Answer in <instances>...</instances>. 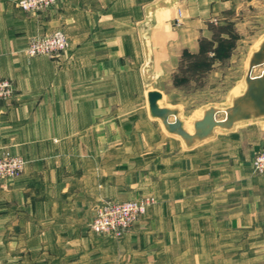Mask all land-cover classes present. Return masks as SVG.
<instances>
[{
	"label": "crops",
	"instance_id": "crops-1",
	"mask_svg": "<svg viewBox=\"0 0 264 264\" xmlns=\"http://www.w3.org/2000/svg\"><path fill=\"white\" fill-rule=\"evenodd\" d=\"M223 28L258 38L246 83L264 0H57L37 13L0 0V79L15 87L0 101V157L25 161L0 178V264H264V175L253 167L264 116L188 144L150 112L148 94L170 108L184 53L211 54ZM58 29L66 52L27 54L33 36ZM191 118L180 117L189 133ZM147 197L124 238L92 230L104 200Z\"/></svg>",
	"mask_w": 264,
	"mask_h": 264
},
{
	"label": "rangeland",
	"instance_id": "rangeland-1",
	"mask_svg": "<svg viewBox=\"0 0 264 264\" xmlns=\"http://www.w3.org/2000/svg\"><path fill=\"white\" fill-rule=\"evenodd\" d=\"M56 2L57 0L51 6L42 10L23 11L36 13L45 11L52 8ZM58 31L66 36L68 46L56 52L54 55H48L56 56L66 52L70 47V38L65 31L58 29L47 35L33 36L31 39L50 36ZM216 32L226 33L228 34V38L219 39V46L221 45L219 50L215 49L211 54L207 52V55L199 56L198 54L184 53L183 60L180 63L179 69L176 71V76L172 78V84L167 88L170 91L172 90V93L164 100V103H167L171 109L178 110L179 118L182 117V119L187 120L192 117L193 127L195 122L199 120L198 118H203L205 111L211 107H215L220 111L218 115L219 119L225 118L226 109L231 107L236 97L243 94L246 90V83L242 82V80H244L246 68H248L247 58L252 46H256L258 38L254 37L253 32L251 34L247 32L245 35H241L237 31L228 28L219 29ZM205 46L207 48L208 45L206 44ZM194 132L195 127L192 133ZM150 198L153 200L152 197ZM134 225L128 229L124 237Z\"/></svg>",
	"mask_w": 264,
	"mask_h": 264
},
{
	"label": "built area",
	"instance_id": "built-area-1",
	"mask_svg": "<svg viewBox=\"0 0 264 264\" xmlns=\"http://www.w3.org/2000/svg\"><path fill=\"white\" fill-rule=\"evenodd\" d=\"M56 0H19L18 6L25 11H38L51 6ZM68 46L66 36L58 31L50 36L33 38L27 47L30 56L54 55ZM15 96V88L11 81L0 79V101L10 102ZM25 161L21 157L9 153L0 157V178L14 179L24 168ZM256 173L264 175V149L253 160ZM153 203L150 197L129 201L104 200L96 208L92 229L99 234L121 239L128 229L147 213Z\"/></svg>",
	"mask_w": 264,
	"mask_h": 264
},
{
	"label": "water",
	"instance_id": "water-1",
	"mask_svg": "<svg viewBox=\"0 0 264 264\" xmlns=\"http://www.w3.org/2000/svg\"><path fill=\"white\" fill-rule=\"evenodd\" d=\"M257 68H263V72L260 75H253ZM246 83L245 93L237 97L233 105L226 109L225 118L219 119L220 111L211 107L205 111L203 118L195 122L193 134L184 128L178 110L159 105L163 97L160 91H151L148 94L150 112L163 121L168 131L181 136L188 144L211 136L217 127L232 128L239 120L264 116V41L250 60ZM173 117L175 119L172 121Z\"/></svg>",
	"mask_w": 264,
	"mask_h": 264
},
{
	"label": "trees",
	"instance_id": "trees-1",
	"mask_svg": "<svg viewBox=\"0 0 264 264\" xmlns=\"http://www.w3.org/2000/svg\"><path fill=\"white\" fill-rule=\"evenodd\" d=\"M221 43H223V41H221ZM220 46H221V45H220ZM220 46H218L216 49L219 50V47H220ZM222 46H223V45H222Z\"/></svg>",
	"mask_w": 264,
	"mask_h": 264
}]
</instances>
